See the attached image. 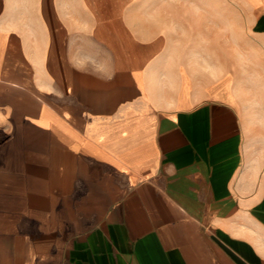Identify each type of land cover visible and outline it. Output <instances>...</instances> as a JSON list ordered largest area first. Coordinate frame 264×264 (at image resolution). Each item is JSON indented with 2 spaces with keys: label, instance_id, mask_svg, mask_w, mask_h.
<instances>
[{
  "label": "crops",
  "instance_id": "1",
  "mask_svg": "<svg viewBox=\"0 0 264 264\" xmlns=\"http://www.w3.org/2000/svg\"><path fill=\"white\" fill-rule=\"evenodd\" d=\"M0 171V264H264V0H0Z\"/></svg>",
  "mask_w": 264,
  "mask_h": 264
},
{
  "label": "rangeland",
  "instance_id": "2",
  "mask_svg": "<svg viewBox=\"0 0 264 264\" xmlns=\"http://www.w3.org/2000/svg\"><path fill=\"white\" fill-rule=\"evenodd\" d=\"M179 1L185 3L189 0H179ZM0 172H2L5 177H11L12 173H14V171H0ZM33 226H36V224L34 225V223H32V227ZM0 238L4 242L14 241V218L4 217L0 219Z\"/></svg>",
  "mask_w": 264,
  "mask_h": 264
}]
</instances>
